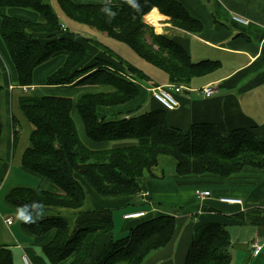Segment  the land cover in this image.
<instances>
[{"label": "trees", "instance_id": "obj_1", "mask_svg": "<svg viewBox=\"0 0 264 264\" xmlns=\"http://www.w3.org/2000/svg\"><path fill=\"white\" fill-rule=\"evenodd\" d=\"M57 1L72 21L127 44L140 57L165 71L170 83L188 85L192 78L215 67L216 61L193 62L178 43L155 33L144 21V16L157 8L182 28H199L200 23L178 0H136L139 10L133 9L127 0L119 4ZM10 6L33 10L39 18L30 22L10 17L6 13ZM104 6L117 13L115 18L106 16L102 11ZM64 30L67 29L60 27L47 0H0V36L15 67L18 86H30L33 70L38 65L63 55L62 65L46 77L44 84L90 85L100 89L81 95L75 104L64 96L28 93L19 96V108L32 125L28 146L21 155V166L48 178L61 192L16 187L8 192L5 201L26 207V214L35 222H22L21 226L30 234L56 230L42 250L52 264L71 256L69 264H143L148 255L171 239L175 229L174 213L144 218L130 228L127 235L111 238L93 255L98 239L112 228V209L79 212L70 229L65 218L44 216L43 206L81 207L84 192L74 174L80 175L102 197L137 194L141 190L137 178L156 164L159 154L175 159L174 172L178 175L212 173L227 177L240 172L244 166L264 169V139L246 128L222 133L209 122L193 123L184 131L168 124L167 110L161 106L142 111L137 107L98 117V106L121 104L137 97L140 86L134 80L144 75L130 65L127 70L118 72L119 68L106 59H87L89 51L83 42L98 44L99 41L76 31L78 41L65 35ZM43 33L47 34L44 38L40 37ZM73 107L81 117L88 139L111 141L110 148L91 150L80 141L71 117ZM16 139L17 130H14V145ZM237 217L254 225L264 223V209L251 208ZM229 246L225 227L218 223L201 225L193 232L184 264H228ZM0 264H13L10 249L3 245H0Z\"/></svg>", "mask_w": 264, "mask_h": 264}, {"label": "crops", "instance_id": "obj_2", "mask_svg": "<svg viewBox=\"0 0 264 264\" xmlns=\"http://www.w3.org/2000/svg\"><path fill=\"white\" fill-rule=\"evenodd\" d=\"M72 1L76 4H119L121 2V0ZM178 1L200 23V27L186 31L169 26L159 34L172 38L188 52L193 62L210 60L216 61V64L208 73L192 78L188 85L181 84L183 90L175 95L178 106L173 110L165 111L168 124L185 131L193 123L209 122L216 125L222 133H228L235 128H246L252 130L258 138L264 139V0ZM47 3L57 16L60 27L67 29L64 30L65 35L79 41L75 34L80 32L89 39L103 41L98 44L92 41L83 42L89 51L87 59L95 57L106 59L119 68L118 72L127 70L129 65L132 66L117 53L111 52L113 50L107 38L116 42L119 40L72 21L62 11L57 0H47ZM6 13L10 17L30 22H36L39 18L37 12L23 7H7ZM234 15L245 19L247 23L235 22L232 19ZM164 20L162 19V22ZM160 21L161 18H157V22ZM46 36V33L40 34L42 38ZM123 44L148 64L147 71L144 67L142 68L148 74L136 68L144 75L134 80L140 86L138 96L125 103L98 106V117L126 112L137 107L145 110L161 108L152 99L149 89L170 83L165 71L140 57L127 44ZM63 61L64 56L57 55L38 65L32 73V84L27 86L25 91L17 87L10 89V86H18L17 73L0 36V125L2 126L0 245L10 249L13 264H52L42 250L53 239L56 230L52 228L46 233L32 235L22 228V221L18 220V223L14 224L13 218L4 216L6 212H2L1 209L5 206V208L17 210L19 207L8 204L5 196L16 187L61 192L48 178L21 166V155L28 146V134L32 125L26 121V132H23L21 131L23 124L18 126V123L14 122V120L21 122L20 118H24L19 108L18 98L22 93L37 96H64L69 97L75 104L81 95L100 90L98 86L90 85L44 84L46 77L60 67ZM206 85L214 91L208 97L199 90ZM74 111L81 121L80 130L74 124L80 141L91 150L110 148L111 141L94 142L88 139L81 117L74 107L71 111L72 120L74 122ZM14 130H17L15 145L13 144ZM175 163L172 156L159 154L156 164L137 178L141 191L146 190L149 198H143L141 193L102 197L80 175L74 174L84 192L81 207L45 205L43 214L44 216L59 215L65 218L71 229L79 212L112 209V228L96 242L93 250V255H96L111 238L127 235L130 228L141 219L144 220L152 215L174 213L175 229L171 239L164 247L148 255L143 264H184L194 230L207 223H218L227 229L230 240L228 264H264V223L254 225L237 217V214L251 208L264 209V169L244 166L240 172L227 177L212 173L178 175L174 172ZM166 172H168L167 176ZM205 190L209 191L210 195L204 198L198 197V193ZM221 197H234L240 199L241 203H225L220 201ZM134 211H143L145 215L139 218H124L126 213ZM8 218L11 219L10 223L6 222ZM255 245L261 246L257 254L253 253ZM69 258L56 264H69L72 256L71 259Z\"/></svg>", "mask_w": 264, "mask_h": 264}, {"label": "rangeland", "instance_id": "obj_3", "mask_svg": "<svg viewBox=\"0 0 264 264\" xmlns=\"http://www.w3.org/2000/svg\"><path fill=\"white\" fill-rule=\"evenodd\" d=\"M156 9V11H157V13H156V11L155 12H153V13H151L152 11V9L144 16V21H146L147 23H149L150 24V26L153 28V31L155 32V33H163L164 32V28H167V27H169V26H171V27H176V28H179V29H183V30H186V31H189L190 29H187V28H182L181 26H178L176 23H173L172 21H171V19H170V17L168 16V15H166V14H163L159 9H157V8H155ZM151 13V14H150ZM161 15H163V16H159L160 14ZM148 16H149V19H148ZM150 16H155V20H156V22H155V24H156V26H155V24L154 23H152L151 21H150ZM157 18H161V21L160 22H157ZM162 19L164 20H166V21H168V23H165L164 21L162 22ZM99 40V42H102L103 43V41H101L100 39H98ZM107 42L110 44V48L113 50V51H111V52H115V53H117L118 54V56L119 57H121L122 59H125L129 64H131L132 66H134L135 68H138V69H141L143 72H145L146 73V71L148 70V68H147V63L143 60V59H141V58H139L132 50H130V48H128L127 46H125L123 43H121V42H119V41H111L109 38H107ZM104 44H106L107 45V43H104ZM105 45V46H106ZM144 67V69L146 70V71H144L142 68ZM51 72V71H50ZM146 74H148V73H146ZM167 84V83H166ZM173 84H175V83H173ZM176 85H178V84H176ZM179 85H181V84H179ZM182 86V85H181ZM24 87H27V86H24ZM25 91V90H24ZM142 110H145V109H141V111ZM15 112H16V110H15ZM19 115V114H18ZM20 116V115H19ZM21 117V116H20ZM73 119H74V124H75V126H76V128L77 129H79L80 130V125H81V121H80V118H79V116L77 115V113L74 111L73 112ZM20 121L21 122H19V120H16V124L18 123V126L21 124V126H22V124H23V127H22V129H21V131H23V132H26V120L23 118V117H21L20 118ZM167 174H168V172H166V176H167ZM139 193H141V196L143 197V198H146L147 196H149V194H148V192L146 191V190H143V191H139ZM147 198H149V197H147ZM4 208H5V206H4ZM4 208H2L1 210H2V212H6L5 214H4V216H11L12 218H13V222H14V224H17L18 223V220L19 219H17V216H16V210H14V209H9V208H5V211H4ZM142 220V219H141ZM139 221V220H138ZM69 259H71V257L69 258Z\"/></svg>", "mask_w": 264, "mask_h": 264}, {"label": "built area", "instance_id": "obj_4", "mask_svg": "<svg viewBox=\"0 0 264 264\" xmlns=\"http://www.w3.org/2000/svg\"><path fill=\"white\" fill-rule=\"evenodd\" d=\"M232 19L240 24H246L247 21L239 16H232ZM19 88L21 90H25L26 87L24 86H10V89L14 88ZM151 93V97L154 101H156L163 109L170 111L175 109L178 106V101L175 97L176 94L180 93L183 90V86L181 85H176L173 83H167L163 85H157L149 89ZM200 92L205 96L208 97L210 96L214 91L213 89L209 86L206 85L202 88L199 89ZM210 195V192L205 190L201 191L198 193V197L204 198L208 197ZM220 201L225 202V203H230V204H240L241 200L234 198V197H221ZM145 213L143 211H134V212H129L124 215L125 219L129 218H139L144 216ZM11 219L8 218L6 220L7 223H10ZM261 249L260 245H255L253 249V253L257 254Z\"/></svg>", "mask_w": 264, "mask_h": 264}, {"label": "clouds", "instance_id": "obj_5", "mask_svg": "<svg viewBox=\"0 0 264 264\" xmlns=\"http://www.w3.org/2000/svg\"><path fill=\"white\" fill-rule=\"evenodd\" d=\"M127 3L133 9L139 10V5L136 3V0H127ZM102 11L110 19L111 18H115V16L117 15V13L115 11H113L110 7L104 6L102 8ZM151 11L152 12H155L156 9L153 8ZM16 216H17V219H19L20 221H22L25 224L34 223L35 222L34 218L30 214H26V207L25 206H20L19 208H17V210H16Z\"/></svg>", "mask_w": 264, "mask_h": 264}, {"label": "bare ground", "instance_id": "obj_6", "mask_svg": "<svg viewBox=\"0 0 264 264\" xmlns=\"http://www.w3.org/2000/svg\"><path fill=\"white\" fill-rule=\"evenodd\" d=\"M151 14V13H150ZM148 19H149V16H148ZM150 21L152 22V23H154L155 24V22H156V20H155V16H150ZM156 25V24H155Z\"/></svg>", "mask_w": 264, "mask_h": 264}]
</instances>
